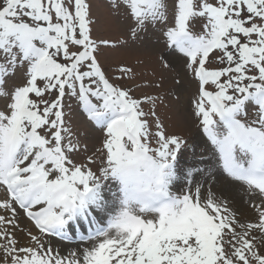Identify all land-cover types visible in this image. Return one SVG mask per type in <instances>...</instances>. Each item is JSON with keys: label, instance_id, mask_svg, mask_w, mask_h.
I'll list each match as a JSON object with an SVG mask.
<instances>
[{"label": "snow or ice", "instance_id": "snow-or-ice-1", "mask_svg": "<svg viewBox=\"0 0 264 264\" xmlns=\"http://www.w3.org/2000/svg\"><path fill=\"white\" fill-rule=\"evenodd\" d=\"M106 2L122 37L93 0H0V264H264V0ZM149 32L195 135L166 125L162 79L102 61Z\"/></svg>", "mask_w": 264, "mask_h": 264}, {"label": "rangeland", "instance_id": "rangeland-1", "mask_svg": "<svg viewBox=\"0 0 264 264\" xmlns=\"http://www.w3.org/2000/svg\"><path fill=\"white\" fill-rule=\"evenodd\" d=\"M93 13L98 21L95 25V34L106 38H119L126 34L128 21L122 17H116L108 8L106 0H93ZM162 54L166 55L162 43H159L156 37L149 32L142 34L140 41L136 44L130 43L128 47L114 51L105 50L102 61L106 66L119 63L133 66L138 74L137 83L162 79L163 86L161 89H150L149 91L159 92L165 97V103L161 105L159 111L166 125L185 135H195L196 130L193 127L194 122L191 116V98L195 87L185 76L181 66L176 65L169 70L163 69L159 59ZM138 61L143 63H138ZM177 78L182 79L181 85L175 83ZM77 127L90 149L99 144L100 134L98 132L92 131L86 125L78 124ZM196 151L199 152L200 149L197 148ZM186 159L188 163H192L195 159L191 149ZM213 191L232 199L239 210L247 211V205L244 203L247 197L238 187L225 186L221 182L213 186ZM53 246H60L62 250H66L75 245L74 243L59 245L54 243Z\"/></svg>", "mask_w": 264, "mask_h": 264}, {"label": "bare ground", "instance_id": "bare-ground-1", "mask_svg": "<svg viewBox=\"0 0 264 264\" xmlns=\"http://www.w3.org/2000/svg\"><path fill=\"white\" fill-rule=\"evenodd\" d=\"M227 195H230V196H236V195H231V194H227ZM238 197V196H237Z\"/></svg>", "mask_w": 264, "mask_h": 264}]
</instances>
